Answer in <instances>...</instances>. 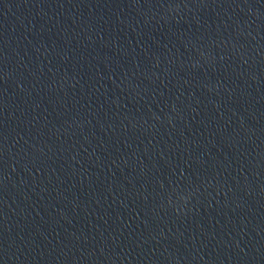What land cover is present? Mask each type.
Instances as JSON below:
<instances>
[{
  "label": "water",
  "instance_id": "water-1",
  "mask_svg": "<svg viewBox=\"0 0 264 264\" xmlns=\"http://www.w3.org/2000/svg\"><path fill=\"white\" fill-rule=\"evenodd\" d=\"M0 264H264V0H0Z\"/></svg>",
  "mask_w": 264,
  "mask_h": 264
}]
</instances>
